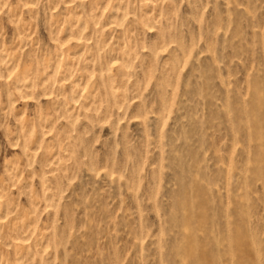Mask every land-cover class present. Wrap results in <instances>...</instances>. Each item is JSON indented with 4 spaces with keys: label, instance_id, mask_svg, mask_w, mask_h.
Here are the masks:
<instances>
[{
    "label": "rangeland",
    "instance_id": "1",
    "mask_svg": "<svg viewBox=\"0 0 264 264\" xmlns=\"http://www.w3.org/2000/svg\"><path fill=\"white\" fill-rule=\"evenodd\" d=\"M0 264H264V0H0Z\"/></svg>",
    "mask_w": 264,
    "mask_h": 264
}]
</instances>
